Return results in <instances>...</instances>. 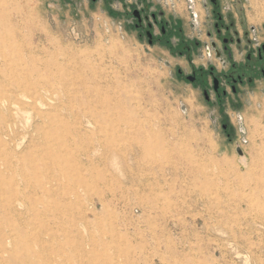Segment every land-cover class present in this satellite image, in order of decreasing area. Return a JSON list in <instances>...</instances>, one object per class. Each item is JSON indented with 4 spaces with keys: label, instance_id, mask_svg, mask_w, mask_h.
I'll return each mask as SVG.
<instances>
[{
    "label": "rangeland",
    "instance_id": "obj_1",
    "mask_svg": "<svg viewBox=\"0 0 264 264\" xmlns=\"http://www.w3.org/2000/svg\"><path fill=\"white\" fill-rule=\"evenodd\" d=\"M152 1L209 42L208 0ZM107 10L0 0V264H264V81L220 109Z\"/></svg>",
    "mask_w": 264,
    "mask_h": 264
},
{
    "label": "flooded vegetation",
    "instance_id": "obj_2",
    "mask_svg": "<svg viewBox=\"0 0 264 264\" xmlns=\"http://www.w3.org/2000/svg\"><path fill=\"white\" fill-rule=\"evenodd\" d=\"M65 5L70 3L74 9L82 6L84 0H61ZM90 5L103 2L108 13L123 16L128 33L136 32L139 40L147 45L165 50L171 57L185 61L188 70L181 66L176 68V75L186 82L201 89L204 98L209 101L211 95L220 109L225 100L238 97L244 85H254L257 80L264 81V40L251 36L245 26L239 28L232 10L222 0H208L211 14L214 17L212 28L206 30L209 42L201 43L194 37L185 34L178 16L168 13L157 2L152 0H87ZM118 2L122 9L113 7ZM207 6V5H206ZM243 20L240 24L243 25ZM216 37L214 39L213 37ZM203 46L207 56L206 64L196 65L195 54H201ZM236 54L240 59H236ZM212 56L227 68L220 70L212 62ZM230 88V91L227 90ZM222 111V110H221ZM222 114H226L222 111ZM222 128L228 125L222 123Z\"/></svg>",
    "mask_w": 264,
    "mask_h": 264
},
{
    "label": "water",
    "instance_id": "obj_3",
    "mask_svg": "<svg viewBox=\"0 0 264 264\" xmlns=\"http://www.w3.org/2000/svg\"><path fill=\"white\" fill-rule=\"evenodd\" d=\"M239 154L242 155V151L241 150H238Z\"/></svg>",
    "mask_w": 264,
    "mask_h": 264
},
{
    "label": "bare ground",
    "instance_id": "obj_4",
    "mask_svg": "<svg viewBox=\"0 0 264 264\" xmlns=\"http://www.w3.org/2000/svg\"><path fill=\"white\" fill-rule=\"evenodd\" d=\"M133 151V150H132ZM240 206H241V204H240ZM31 258V257H30ZM23 264V263H22Z\"/></svg>",
    "mask_w": 264,
    "mask_h": 264
}]
</instances>
